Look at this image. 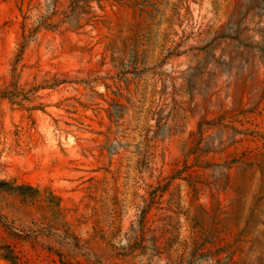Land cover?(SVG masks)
<instances>
[{"label": "rangeland", "instance_id": "rangeland-1", "mask_svg": "<svg viewBox=\"0 0 264 264\" xmlns=\"http://www.w3.org/2000/svg\"><path fill=\"white\" fill-rule=\"evenodd\" d=\"M0 264H264V0H0Z\"/></svg>", "mask_w": 264, "mask_h": 264}]
</instances>
